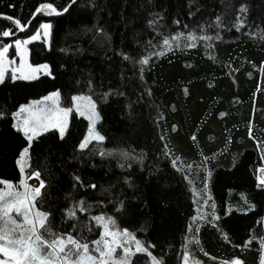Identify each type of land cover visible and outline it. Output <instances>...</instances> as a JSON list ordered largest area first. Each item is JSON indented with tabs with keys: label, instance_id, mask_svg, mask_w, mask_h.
<instances>
[{
	"label": "trees",
	"instance_id": "obj_1",
	"mask_svg": "<svg viewBox=\"0 0 264 264\" xmlns=\"http://www.w3.org/2000/svg\"><path fill=\"white\" fill-rule=\"evenodd\" d=\"M44 3L62 14L33 17ZM0 17L26 26L0 18L15 33L0 45L51 25L48 45L27 46L50 74L0 83V180L20 178L21 105L58 91L64 107L90 96L99 114L103 141L80 149L88 125L72 112L62 138L51 130L30 146L29 173L45 185L36 208L53 232L91 244L101 235L92 217L104 215L162 264L186 252L198 264H264V0H0ZM179 33L211 39L161 52ZM205 186L207 212L193 223Z\"/></svg>",
	"mask_w": 264,
	"mask_h": 264
},
{
	"label": "snow or ice",
	"instance_id": "obj_2",
	"mask_svg": "<svg viewBox=\"0 0 264 264\" xmlns=\"http://www.w3.org/2000/svg\"><path fill=\"white\" fill-rule=\"evenodd\" d=\"M37 13L46 15H61L51 3H44L37 8ZM63 11H67L65 8ZM245 11V9H241ZM8 19L20 31H24L26 26H22L18 19L12 17H0ZM44 30V35H48L50 24H42L40 26ZM15 35L11 30H0V36L10 37ZM41 33L37 31L30 39L23 41L16 39L14 47L17 55L21 58L20 66L12 70L13 79H36V73L39 68H33L26 65L25 45L40 38ZM211 39V37H202ZM176 38L173 37V40ZM189 39L195 40L194 35H189ZM165 45L169 44L168 40L164 41ZM194 46V45H190ZM12 44L0 46V83L5 79L8 66L14 64L15 61H8L7 54ZM147 59L141 61L146 64ZM27 68V71L25 69ZM47 70L48 66H41ZM20 76L17 77L16 73ZM50 102V103H48ZM73 107L60 106V93L53 92L43 98L42 101H35L31 105L22 106L20 111L15 115L18 117L20 113H28L22 124L17 125V130L22 131L26 139L31 142L43 132H47L50 128H57L61 138L67 127V118L69 114L75 110L80 115H84L85 111L91 110L89 119L92 126L88 130V136L79 145L80 149H85L92 140L103 141L104 137L95 131V123L99 117L95 113V104L90 97L74 96L72 97ZM195 139V137H193ZM29 148L26 147L18 160L22 179L19 183L13 184L0 181V253L8 256L11 264H131V257L137 253H144L151 256V253L137 240L135 236L127 229L121 231L115 227V221L111 217L96 216L92 217L96 221L97 226L102 229L100 239L92 242V248L88 242H82L72 235L62 236L51 230L48 221L49 214L39 211L36 208L37 198L41 196V189L45 187L42 180L39 186H30L27 179H39V172L29 173L24 177L25 166L24 160L27 156ZM264 173V169L261 170ZM78 179V178H77ZM260 183L264 184V175L259 177ZM93 187H95L93 185ZM83 201L80 202L81 210H83ZM14 213V215H13ZM69 217L75 216V211H69ZM198 231V229H197ZM117 249L120 254L117 255ZM189 254L186 252L184 256V264H188ZM0 264H5L4 260H0ZM151 264H162L157 258H151ZM193 264H196L193 261ZM233 264H241L239 260H235Z\"/></svg>",
	"mask_w": 264,
	"mask_h": 264
},
{
	"label": "rangeland",
	"instance_id": "obj_3",
	"mask_svg": "<svg viewBox=\"0 0 264 264\" xmlns=\"http://www.w3.org/2000/svg\"><path fill=\"white\" fill-rule=\"evenodd\" d=\"M43 24H49V23H43ZM40 33H41V35H40V38L39 39H37V40H35V41H41V40H44V42H45V44L46 45H48V43H49V34H50V29L48 30V35H44V30L40 27V29L38 30ZM37 32V31H36ZM35 32V33H36ZM34 33V34H35ZM33 34V35H34ZM191 33H186V34H183V33H179V34H177L176 36H174L176 39L175 40H173V38H171L170 40H168L169 41V44L168 45H165L164 44V42L162 43V44H160L161 45V52H163V53H165V52H168V51H171V50H179V49H181V48H185V49H187V48H191V47H193V46H190V45H196L197 44V42H203V43H205L206 45H208L209 44V41H208V39H205V38H202V37H200V38H197L195 35V37H196V39L193 41V40H191V39H189V35H190ZM191 35H193V34H191ZM32 36V35H31ZM30 36V37H31ZM30 37H28V38H26V39H30ZM23 40H25V39H21V41H23ZM35 41H32V42H35ZM0 46H3V45H0ZM13 46H14V42H13ZM27 46H28V44L27 45H25L24 47L26 48V55H25V62H26V65H31L33 68H39L40 69V71H38L35 75H36V77H38L39 75H49L50 74V69H49V66H48V68H47V70H44L43 68H41V66H43V65H46V64H40V65H32L30 62H29V58H28V48H27ZM15 48V47H14ZM15 51H16V58H11L10 56H9V52H8V54H7V57H8V60H6V65L8 64V61H15V63L14 64H11V65H9L8 66V70H7V72H10L11 73V75H12V70L13 69H15V68H17V67H19L20 66V63H21V58H20V56L19 55H17V50H16V48H15ZM25 71H27V68L25 69ZM6 72V73H7ZM16 76L17 77H19L20 76V73L19 72H17L16 73ZM18 80H27V81H29V80H34V79H19V78H17ZM55 92H58V91H55ZM51 93H53V92H51ZM51 93H49L48 95H50ZM48 95H46V96H48ZM46 96H44V97H46ZM75 96H84V97H90V96H86V95H82V94H78V95H75ZM44 97H42V98H39V99H37V100H32V101H29L28 103H25V104H23V105H21L20 107H19V109L13 114V125H14V127H15V129H17V125H20V124H22V122H23V120L28 116V113H20V115L17 117L15 114L16 113H18L19 111H20V108L22 107V106H28V105H31L33 102H35V101H42L43 100V98ZM91 98V97H90ZM91 100H92V102L95 104V102L93 101V99L91 98ZM48 103H50V102H48ZM60 106L61 107H64V106H62L61 105V103H60ZM71 107H73V102H72V106ZM95 113H96V115L99 117V114H98V111H97V108H96V104H95ZM72 112H75L77 115H79L80 117H82V118H84L86 121H87V125H88V127H87V132H86V135H85V137L86 136H88V130H89V128H90V126H92V121L88 118L89 117V115H91V110H88V111H85V113H84V115H80L79 114V112H77V111H75V110H73ZM71 112V113H72ZM71 113L69 114V116H68V118H67V127H68V122H69V118H70V115H71ZM98 122H99V119L98 120H96V123H95V131L96 132H98V130H97V125H98ZM67 127L65 128V131H64V134H65V132H66V129H67ZM51 130H55V131H57V133L60 135V132H59V130L57 129V128H50L48 131H51ZM22 134H23V132L22 131H20ZM43 133H45V132H43ZM42 133V134H43ZM99 133V132H98ZM24 135V134H23ZM41 135V134H40ZM61 136V135H60ZM24 137H25V135H24ZM85 137H84V139H85ZM26 138V137H25ZM36 138V137H35ZM34 138V139H35ZM33 139V140H34ZM84 139L82 140V142L84 141ZM27 140V139H26ZM33 140H32V142H33ZM94 141H96V140H92L91 142H94ZM32 142H31V144H32ZM90 142V143H91ZM98 142H100V141H98ZM89 143V144H90ZM88 144V145H89ZM26 147H28L29 148V150H30V147H29V142H28V140H27V146ZM25 147V148H26ZM24 148V149H25ZM23 149V150H24ZM22 150V151H23ZM22 151H21V153H22ZM21 153H20V156H21ZM20 156H19V159H20ZM18 159V160H19ZM17 166H18V169H19V173H20V178H19V181L22 179V173H21V170H20V164H18V161H17ZM24 166H25V172H24V177L26 178L27 177V174H29V169H28V167H29V151H28V154H27V156L25 157V160H24ZM261 170L262 169H260L259 170V172H258V182L260 183V179H259V177H261L262 175H264V173H262L261 172ZM0 181H3V182H8V183H13V184H16V183H19V181L18 182H11V181H4V180H0ZM39 181H40V179H35V178H32V179H27V183L30 185V186H33V184L35 185V186H39ZM264 185V184H263ZM34 186V187H35ZM201 194H203L202 196H201ZM202 197V198H201ZM199 199H201L200 201H201V205H202V208H197V211H196V214H195V216H194V218H193V220H192V222L193 223H196V222H198L199 220H201V218L205 215V213L207 212L206 210H205V208L207 207V202H208V200L210 199V197H209V194H208V190H207V188H206V186L202 189V190H200L199 191V197H198ZM203 200L206 202V207H203ZM207 200V201H206ZM195 201H197V197H196V199H195ZM209 203H210V201H209ZM208 203V208H210V204ZM204 210H205V212H204ZM13 215H14V213H13ZM98 216H104V215H98ZM94 217H96V216H94ZM104 217H106V216H104ZM95 221V220H94ZM96 222V221H95ZM115 227L116 228H118L119 230H121V231H123L124 229H121L120 227H118L116 224H115ZM263 228H264V222H263ZM101 233H102V229H101ZM98 239H100V237L98 238ZM137 239V238H136ZM138 240V239H137ZM140 241V240H139ZM143 245V244H142ZM89 246H90V250H91V248H92V243L91 244H89ZM144 246V245H143ZM262 250L264 251V244L262 245ZM117 255H119L120 254V250L119 249H117V253H116ZM137 254H141V255H145V256H147L148 257V259H147V263L146 264H151V258H152V256H148V255H146V254H144V253H137ZM185 256V255H184ZM132 257H134V256H132ZM132 257H131V260H132ZM0 260H4L5 261V264H11V260H10V258L8 257V256H5V255H3L2 253H0ZM136 264V263H135ZM182 264H184V258H183V262H182ZM188 264H193V260L192 259H190L189 258V261H188ZM196 264H198V262H196Z\"/></svg>",
	"mask_w": 264,
	"mask_h": 264
},
{
	"label": "water",
	"instance_id": "obj_4",
	"mask_svg": "<svg viewBox=\"0 0 264 264\" xmlns=\"http://www.w3.org/2000/svg\"><path fill=\"white\" fill-rule=\"evenodd\" d=\"M74 3V1L67 7V11L68 9L71 7V5ZM66 11H64L63 13H65ZM37 14V11L35 12V14L33 15V17Z\"/></svg>",
	"mask_w": 264,
	"mask_h": 264
},
{
	"label": "bare ground",
	"instance_id": "obj_5",
	"mask_svg": "<svg viewBox=\"0 0 264 264\" xmlns=\"http://www.w3.org/2000/svg\"><path fill=\"white\" fill-rule=\"evenodd\" d=\"M33 186H35V185L33 184Z\"/></svg>",
	"mask_w": 264,
	"mask_h": 264
}]
</instances>
